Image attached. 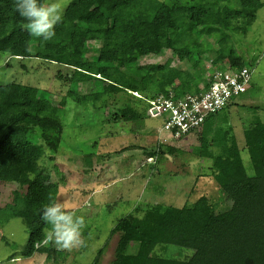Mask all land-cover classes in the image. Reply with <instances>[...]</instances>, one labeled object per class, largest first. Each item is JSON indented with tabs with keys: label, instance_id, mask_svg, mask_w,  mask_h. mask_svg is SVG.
<instances>
[{
	"label": "trees",
	"instance_id": "16d2710c",
	"mask_svg": "<svg viewBox=\"0 0 264 264\" xmlns=\"http://www.w3.org/2000/svg\"><path fill=\"white\" fill-rule=\"evenodd\" d=\"M263 3L73 0L63 13V21L55 26V37L42 43L30 35L27 21L15 11L14 0H0V54L66 66L69 72L62 77L70 82L67 96L82 115L77 119L78 126L66 133V111L52 102V93L15 81L0 84V185H17L4 208L9 220L20 219L28 230L22 257L37 253L47 254L50 259L61 253L55 243L50 249L44 248L51 226L40 217L45 205L56 202L58 193L56 185L42 175L39 161L44 153L61 151L65 137L76 144L84 142V138L89 143L97 142L99 138L93 132L100 133L104 124L109 127L138 122L139 113L130 107L131 100L137 98L135 93L143 97L157 92L156 97L149 96L151 101L170 93L204 94L209 89L207 76L211 73L208 69V74L204 73V56L211 48L219 49V59L226 58L230 70L241 73L246 68L242 57L224 48L231 44L229 33L233 30L248 32ZM119 24L127 34L143 36L136 51L125 52L123 42L110 38V31ZM153 30L158 33L153 34ZM175 60L187 62L199 75L197 85H186L189 92H182L175 83L183 77V71L172 65ZM250 86L251 80L239 97L246 95ZM234 105L207 115L200 131L219 112ZM152 115L155 116L153 112ZM197 133L182 135L174 142ZM244 142L253 174H246L236 140L231 137L232 148L227 150L226 159L215 165L219 210H212L203 199L181 208H146L140 203L115 224L91 264L100 263L113 240L116 242L107 264H264V122L258 117L253 122L249 120ZM129 149L137 153L133 157L138 167L158 159L162 152L156 146H130L119 153H128ZM8 219H2L0 225ZM132 242L136 250L128 254L126 248ZM186 250L193 253L189 259L181 260Z\"/></svg>",
	"mask_w": 264,
	"mask_h": 264
},
{
	"label": "rangeland",
	"instance_id": "374dc122",
	"mask_svg": "<svg viewBox=\"0 0 264 264\" xmlns=\"http://www.w3.org/2000/svg\"><path fill=\"white\" fill-rule=\"evenodd\" d=\"M72 1L68 0L64 12ZM262 1L264 2V0ZM152 32L153 34L158 33L157 30ZM229 35V39L232 40L231 44L224 48L225 52L235 51L242 57L246 68L253 69L250 90L246 95L239 97L235 101L236 105L230 110L219 112L213 122L207 124L204 130L186 136L179 142L169 141L165 146L160 147L159 150L161 149L160 152H162L158 159H154V166L148 164L144 168H139L135 157L125 163L108 159L107 162L114 161L113 166L105 168L104 171L107 173L99 172L94 168V165L102 164L101 160L104 158L98 156L94 163L89 162L90 159L87 156L90 155L91 145L88 144L87 138H84V142L81 140L77 144L73 140L70 142L65 140L62 145L63 149L57 154L49 151L44 153L39 165L44 170L42 175L46 176L59 190L56 202L64 203L66 210L75 211L77 216L85 218L87 226L83 230V234L85 239L88 236L85 247L71 251L60 248V257L53 254L50 259L46 256L47 254L38 256L37 253L28 258L22 257L20 253L26 244L28 230L20 219L9 220V212L4 208L11 201V192L17 188V185H0V222L2 219L9 218L5 225H0V264H91L99 249L107 243L109 235L105 239L106 234H110L107 233V230L114 226L118 217L110 218L111 214L108 209L103 213L102 219L94 217V222L97 224H92L93 214H90L93 213L92 209L84 202L90 192L98 191L111 182H113V185L110 186L111 189H105L97 198L112 197L111 202H118L117 208L114 209L117 213H120V202L113 198L118 195L132 196L136 193V189L140 190L136 202L142 203L146 208L156 205L181 208L186 204L194 205L198 200L203 199L212 210H219L221 198L214 176L215 165L216 162L226 159L227 150L232 148L231 137L236 140V148L246 174L249 176L253 174L244 141L245 133L249 129V120L253 122L258 117L264 122V5L258 11L248 32L233 30ZM110 38H117L123 42L125 52L136 51L143 41V36L127 34L125 27L120 24L116 28H112ZM197 45L198 42L195 46ZM218 50L211 48L205 54L204 59L207 63L204 68L205 74V69L212 72L215 66L217 69L230 70L226 58L219 59L222 53ZM0 56H2L0 57V84L15 81L21 85L44 89L52 93V102L64 106L66 122L70 131L76 128L77 119L80 120L82 115L79 108L67 96L70 82L62 77L66 75L67 71L69 72L65 68L66 66L55 63L54 65L37 58L20 60L3 54ZM215 61L220 63L216 64ZM172 65L183 71L181 80L175 82L182 92H189L186 85L191 88L198 84L199 75L191 69L187 62L178 63L175 60ZM150 95L156 97L158 93L152 92ZM150 95L134 99L131 103L140 115L138 122L109 127L104 124V127L99 128L100 133L93 132L96 134V139H99L97 142H92V147L95 144V148L100 152H105V148L108 147H114L118 151L130 146L154 147V144L159 142L157 133L162 130L165 117L152 115L149 107ZM58 98L65 100L58 101ZM119 133L120 135L124 134L123 137L126 139L120 141L116 139L115 137H119ZM114 144L116 145L114 146ZM131 171H144L147 175L145 183L136 176L131 178L132 180L124 182L122 178L132 173ZM126 189L129 193L125 191ZM115 242L116 240H113L105 249L99 264H107L112 257ZM52 246L54 243H46L44 248L50 249ZM135 250L136 245L133 242L127 245L126 252L128 254L134 253ZM192 253L190 250L183 251L179 258L187 260ZM41 254L42 250L39 252V255Z\"/></svg>",
	"mask_w": 264,
	"mask_h": 264
},
{
	"label": "built area",
	"instance_id": "2783aa9c",
	"mask_svg": "<svg viewBox=\"0 0 264 264\" xmlns=\"http://www.w3.org/2000/svg\"><path fill=\"white\" fill-rule=\"evenodd\" d=\"M209 72V69H208ZM252 72L247 68L241 73L227 69H214L209 74V89L204 94L193 96L170 93L149 102L155 116L163 115L165 124L157 133V148L182 135L200 131L207 115L235 104V101L248 87ZM156 111V113H154Z\"/></svg>",
	"mask_w": 264,
	"mask_h": 264
},
{
	"label": "clouds",
	"instance_id": "9594fccd",
	"mask_svg": "<svg viewBox=\"0 0 264 264\" xmlns=\"http://www.w3.org/2000/svg\"><path fill=\"white\" fill-rule=\"evenodd\" d=\"M68 0H14L15 11L27 21L30 35L42 43L51 41L55 35V26L63 21V13ZM137 99L142 97L135 93ZM151 101V100H150ZM41 220L50 225L46 242L55 243L62 249L71 251L86 246L83 230L86 221L75 211L66 210L62 202H54L43 207Z\"/></svg>",
	"mask_w": 264,
	"mask_h": 264
},
{
	"label": "crops",
	"instance_id": "0c3cea01",
	"mask_svg": "<svg viewBox=\"0 0 264 264\" xmlns=\"http://www.w3.org/2000/svg\"><path fill=\"white\" fill-rule=\"evenodd\" d=\"M133 100L134 99L131 100V103H132ZM131 103H130V107L133 106V105H131ZM66 119H67V116H66ZM66 119H65L66 127L64 126V131L66 133H68L71 129H70L69 125H67ZM91 128H94L95 130L97 129L96 127H91ZM123 136H124V134L120 135V133H119V137H115V138L116 139H119V141L121 139L122 140L123 139H126V137H123ZM63 139L65 141L66 140V137L63 138ZM72 143H74V142H72ZM88 144H89V142H88ZM91 144L92 143H90V145ZM155 144H157V142ZM115 145L116 144H114V146ZM122 149H124V148H122ZM89 153H90V155L87 156V157H89V159H90L89 162H93V163L97 160V157L98 156L100 157V155L108 154L106 156H101L102 158H104V159L101 160L102 161V164L99 163L98 164L99 166L94 165V168H96L97 170H99V172L100 171H104L105 168L107 169L109 166H113V164H114L113 162L114 161L107 162L108 159H115V161L119 160L120 162L123 161V163H125V162H127V160L128 161L133 160L134 159L133 155H136L137 156V153L131 151V149H129L128 153H123V152L122 153H119L118 149H116L114 147L105 148V152H100L94 146V147H92V149H91V151ZM89 153H87V154H89ZM132 153H135V154H132ZM84 155H86V154H84ZM148 164H151V165L154 166V159L152 161L144 164L142 167H139V168H144V167L148 166ZM104 172L107 173V171H104ZM111 172H113V171H111ZM126 172H128V171H126ZM131 172L132 173H130L128 176H125V175H124L125 177L122 176V177H124V178H122L124 182L125 181H130V180H132L131 178H133V177L136 176L139 180H141V181L143 180L144 183H145L146 176L147 175L144 173V171H131ZM136 173H140V174H136ZM131 174H133V175H131ZM112 185H113V182H111L108 185H105L102 189H100L98 191L90 192V194L86 197L84 203L88 207H90L92 209V212H93V213H90V214H93L92 224L93 223L94 224H97L96 222H94V217H96L97 219L98 218L102 219L103 213L105 211H107L108 209L110 210V214H111V217L110 218H113V217L117 216L118 217L117 218L118 219L117 222H118L119 220H121V219L125 218L127 215H129L132 212V210L137 206L138 203L136 202V200H137L138 195L140 193L139 192L140 190L138 191L137 189L135 191L136 193L134 195H132V196L118 195V196H116V198H113V199H117L120 202V206H121L120 207V213H117V212L114 211V209L117 208V203L118 202H111L110 199L112 197L106 198L104 196L103 198H97V196H99L100 194H102V192L105 191V189L110 190L111 189L110 186H112ZM135 188H137V187H135ZM125 191H128V190L126 189ZM128 193H129V191H128ZM133 203H134V205L132 206ZM117 222H115V224ZM115 224H114V226H115ZM114 226L110 227L107 230V233H111V231L113 230ZM108 235L109 234H106V238L105 239L108 238ZM86 239L88 240V236L86 237Z\"/></svg>",
	"mask_w": 264,
	"mask_h": 264
},
{
	"label": "water",
	"instance_id": "95a60500",
	"mask_svg": "<svg viewBox=\"0 0 264 264\" xmlns=\"http://www.w3.org/2000/svg\"><path fill=\"white\" fill-rule=\"evenodd\" d=\"M154 113H156V111H154Z\"/></svg>",
	"mask_w": 264,
	"mask_h": 264
}]
</instances>
